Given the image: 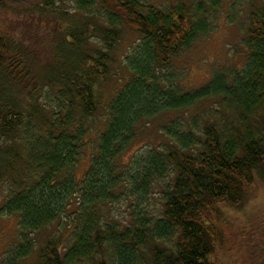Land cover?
<instances>
[{
	"label": "trees",
	"instance_id": "1",
	"mask_svg": "<svg viewBox=\"0 0 264 264\" xmlns=\"http://www.w3.org/2000/svg\"><path fill=\"white\" fill-rule=\"evenodd\" d=\"M222 1L158 8L148 0H73L70 15L57 0H41L30 17L52 39L37 59L0 0V216L18 221L0 264L242 262L229 215L243 211L264 175V0L248 12L241 68L214 69L196 89L171 71L210 31L208 14ZM123 28L139 42L121 56L124 82L79 180ZM148 133L154 142L122 163ZM53 227L38 245L36 235Z\"/></svg>",
	"mask_w": 264,
	"mask_h": 264
},
{
	"label": "rangeland",
	"instance_id": "2",
	"mask_svg": "<svg viewBox=\"0 0 264 264\" xmlns=\"http://www.w3.org/2000/svg\"><path fill=\"white\" fill-rule=\"evenodd\" d=\"M5 1L13 9L11 11L13 19V25L10 26L12 27L11 30L15 31L18 29L17 33L23 35V42L28 47H34V51L38 53V58H36L41 59L42 52L45 53L48 50L49 47L47 45L52 37H41L42 31L46 30V27L35 26L33 24L35 18L30 17L32 11L39 6L41 0ZM260 2L261 0H223L217 9L209 12L207 23L210 25V31L197 39L189 48L182 51L172 62L171 71L173 75H176L186 89H196L204 86L214 69L241 68L245 64L248 53L245 45L247 15L251 6L259 5ZM147 3L158 8H164L175 4L176 0H148ZM57 5L60 7V11L69 12L70 15L75 10L73 0H57ZM8 29H10L9 26ZM41 38L43 39L41 40ZM138 42L135 33L123 28L122 39L116 45L114 51L115 63L111 80H108L109 82L101 86L98 91L99 113L93 119L92 133L86 138L82 157L76 171V176L79 180L89 167L98 134L103 129L106 114L105 107L124 82H120V79H123L126 75V71L121 65V56L132 52ZM39 52L41 56H39ZM58 52L61 54V50ZM167 116L169 114L158 116L152 122L164 123L169 120ZM153 137L155 136L150 133L139 137L132 146V151L124 156L121 162L125 164L129 162L130 157L141 149L147 141H153ZM1 195L0 192V200ZM230 215L229 219L233 225L232 233L237 235V237L239 236L244 248L243 252L240 253L242 259L240 264H264L263 174L256 180L255 190L249 196L243 211L231 212ZM17 223L16 217L0 216V261L8 248L16 243ZM54 231L55 227L37 234L38 245L43 244L46 239L54 236ZM64 235L67 236V232ZM30 263L31 260L24 264Z\"/></svg>",
	"mask_w": 264,
	"mask_h": 264
}]
</instances>
